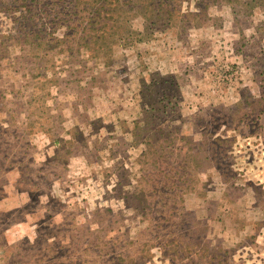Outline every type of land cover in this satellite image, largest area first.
I'll return each instance as SVG.
<instances>
[{
	"label": "rangeland",
	"instance_id": "1",
	"mask_svg": "<svg viewBox=\"0 0 264 264\" xmlns=\"http://www.w3.org/2000/svg\"><path fill=\"white\" fill-rule=\"evenodd\" d=\"M0 264H264V0H0Z\"/></svg>",
	"mask_w": 264,
	"mask_h": 264
},
{
	"label": "trees",
	"instance_id": "2",
	"mask_svg": "<svg viewBox=\"0 0 264 264\" xmlns=\"http://www.w3.org/2000/svg\"><path fill=\"white\" fill-rule=\"evenodd\" d=\"M76 1V0H75ZM158 1V3H159V1L160 0H157ZM78 2V1H77ZM77 2L74 4V2H73V4H72V6H71V10H74V9H76L77 8ZM103 8H104V6H101L100 5V7L98 8V9H100L101 10V13H105V12H103ZM87 9H89L88 7H86V8H83V10H87ZM98 19V18H97ZM100 22L101 23H104V15L103 16H101V18H100ZM105 24V23H104Z\"/></svg>",
	"mask_w": 264,
	"mask_h": 264
}]
</instances>
